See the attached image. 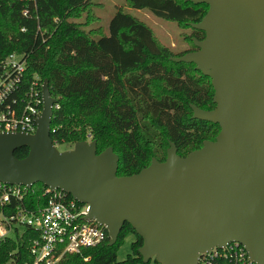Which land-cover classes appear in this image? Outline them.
<instances>
[{"label": "water", "instance_id": "obj_1", "mask_svg": "<svg viewBox=\"0 0 264 264\" xmlns=\"http://www.w3.org/2000/svg\"><path fill=\"white\" fill-rule=\"evenodd\" d=\"M207 6L189 28L193 51L170 57L192 64L210 81L211 110L192 105L191 118L218 126L212 141L185 157L172 143L163 162L117 177L111 148L95 141L59 152L49 138L55 101L42 82V109L33 134H0V183L60 190L88 206L112 246L124 223L141 239V263L196 264L227 243L264 264V0H181ZM27 147L22 159L13 151Z\"/></svg>", "mask_w": 264, "mask_h": 264}, {"label": "trees", "instance_id": "obj_2", "mask_svg": "<svg viewBox=\"0 0 264 264\" xmlns=\"http://www.w3.org/2000/svg\"><path fill=\"white\" fill-rule=\"evenodd\" d=\"M124 6L180 29H190L207 11L204 4L181 0H124ZM92 7V0H0V59L21 55L25 79L46 82L55 101L49 126L54 146L95 141L96 154L109 147L117 156L116 176L124 177L151 159L163 162L169 143L177 156L185 157L203 141H212L218 126L192 119L189 108L213 109L209 79L192 64L169 61L185 52L173 55L145 23L122 8L109 19L106 34L100 27L85 30L99 21ZM190 30L184 41L194 50L191 38L201 40L203 33ZM27 152L20 147L13 157L22 159ZM32 188L38 196L44 187L36 183ZM126 236L132 237L129 253L117 261ZM107 242L85 252L88 262L65 256L59 264L141 263V239L128 224L112 246ZM26 260L24 237L0 244V264Z\"/></svg>", "mask_w": 264, "mask_h": 264}, {"label": "built area", "instance_id": "obj_3", "mask_svg": "<svg viewBox=\"0 0 264 264\" xmlns=\"http://www.w3.org/2000/svg\"><path fill=\"white\" fill-rule=\"evenodd\" d=\"M24 71L21 55L0 59V134L35 131L42 84L37 77L27 81ZM87 213L86 204L60 190L44 187L37 196L32 186L0 183V244L24 237L28 260L21 264H59L65 256L88 262L85 252L99 247L107 235L102 226L85 220ZM196 264L254 263L240 244L231 242L201 254Z\"/></svg>", "mask_w": 264, "mask_h": 264}, {"label": "rangeland", "instance_id": "obj_4", "mask_svg": "<svg viewBox=\"0 0 264 264\" xmlns=\"http://www.w3.org/2000/svg\"><path fill=\"white\" fill-rule=\"evenodd\" d=\"M93 13L98 16L99 21L97 23H90L85 26V30L95 29L100 27L103 34L107 33L108 21L117 8L124 9L132 17L145 23L153 32L155 38L163 46L167 47L173 55L182 54L192 50V47L184 41V37L190 35V29H180L175 24L167 21H162L153 18L151 15L142 10L129 9L124 6V0H92ZM76 22H84V19L76 20ZM72 145L59 144L55 145V148L59 151L69 150ZM132 241L131 236H126L116 252L117 261L123 260L129 253V244ZM142 264V263H140ZM146 264H157L153 260H150Z\"/></svg>", "mask_w": 264, "mask_h": 264}, {"label": "flooded vegetation", "instance_id": "obj_5", "mask_svg": "<svg viewBox=\"0 0 264 264\" xmlns=\"http://www.w3.org/2000/svg\"><path fill=\"white\" fill-rule=\"evenodd\" d=\"M191 51H193V50H191Z\"/></svg>", "mask_w": 264, "mask_h": 264}]
</instances>
